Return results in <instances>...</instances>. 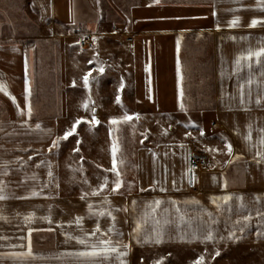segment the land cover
<instances>
[{
  "label": "crops",
  "instance_id": "crops-1",
  "mask_svg": "<svg viewBox=\"0 0 264 264\" xmlns=\"http://www.w3.org/2000/svg\"><path fill=\"white\" fill-rule=\"evenodd\" d=\"M29 2L44 29L105 23L134 36V53L96 47L88 55L87 92L122 96L134 88L152 110L210 115L231 151H203L191 138L141 141L127 155L131 184L95 188V152L82 144L62 150L57 54L27 52L21 82L0 57V264H176L153 251L264 243V56L236 63L264 49V0ZM99 78L112 81L101 86ZM100 108L70 125L80 121L92 127L82 136L95 135V126L108 124ZM194 147L205 158L199 170L191 168ZM101 240L118 251L76 255L93 245L100 252Z\"/></svg>",
  "mask_w": 264,
  "mask_h": 264
},
{
  "label": "rangeland",
  "instance_id": "rangeland-1",
  "mask_svg": "<svg viewBox=\"0 0 264 264\" xmlns=\"http://www.w3.org/2000/svg\"><path fill=\"white\" fill-rule=\"evenodd\" d=\"M29 4V0H0V57L5 58L4 64L11 67L13 74L17 75L16 82H21L22 64H25L24 57L27 52L34 53L36 59L43 51L48 58L51 56L53 58L57 54L58 66L61 69L58 78L60 89L58 104L59 113L63 119V137L66 132L73 129L70 121L76 117L87 118L92 112L89 107L92 108L93 105L102 107L98 110V114L100 118L108 119L107 126H95L94 128L100 131H96L95 135L91 133L89 136L81 134H85L87 130L90 131L92 127L76 126L73 132L76 135L69 136L67 139L63 138L62 142L64 152L78 144H82L84 149L88 148L95 152V156L98 157L96 160L99 162L93 165L95 169L92 185L95 188H103L110 182L116 185L118 178L120 184L122 182L124 186L131 184L134 166L127 155H130L133 147L141 141L142 144H153L162 140L191 138L203 151L213 150V148L228 149L227 137L208 124L210 115L184 113L177 110L172 112L152 110L146 105L149 104L148 95L142 92L135 93L134 88H131L133 92L122 94V96L114 93L96 95L87 92L88 87L85 86L83 77L88 65V55H91L96 47L100 50L107 48L108 52L116 54L134 53L136 52L134 36L128 35L119 25L105 23L97 24L94 30L82 23L74 26L63 23L60 31L44 29L39 27L33 8ZM83 38L91 40L93 47L83 48L80 45V40ZM50 39L65 41L61 40L63 44L56 47L52 43H47ZM105 41H111L114 46H104ZM126 43L128 45L124 47ZM141 48L144 51L145 47ZM106 80L112 81L103 78L95 79L101 86ZM108 89L116 90L115 87H108ZM139 89L142 91L141 87ZM118 104L126 106V110L119 109ZM139 106H142L143 110ZM125 117H132V119H125ZM112 120H116L117 123L113 124ZM107 129H109L108 133ZM114 147L115 154H113ZM114 155L118 172L122 175L126 173V179H123L121 175L118 177L115 172L111 174ZM153 253L161 260L166 259L165 255H170L176 264H196L200 257H203L201 264H264V243L216 244L201 248L157 250Z\"/></svg>",
  "mask_w": 264,
  "mask_h": 264
},
{
  "label": "snow or ice",
  "instance_id": "snow-or-ice-1",
  "mask_svg": "<svg viewBox=\"0 0 264 264\" xmlns=\"http://www.w3.org/2000/svg\"><path fill=\"white\" fill-rule=\"evenodd\" d=\"M156 2L158 3L159 0H156ZM257 23H258V21L253 20L251 22V25L250 26H255ZM230 24H231V26H236L237 21H232V22H230ZM253 56H255L257 58H259L261 56H264V49H261V50H259L257 52H252L251 50H249L248 53H247V56L246 57L242 56V57L238 58L237 61H236V63L239 65L241 59L251 60ZM100 71L103 72V69L101 68ZM91 76H92V72L89 71L83 77V81H84V84H85L86 87L89 85V77H91ZM0 90H2V89H0ZM117 101H119V97H117ZM85 108H87V105H85ZM125 119H132V117H125ZM79 123H80V121H77L76 122V124H79ZM97 123H98V121H97ZM112 123L115 124V123H117V121L116 120H112ZM76 124L73 125V129L71 131H68V132L65 133V135L63 137L64 139H67L69 136L73 135V132L75 131ZM261 142L264 143V141H261ZM56 146H58V144H57L56 141H54L53 142V147H56ZM228 149H229V151H231V146L230 145L228 146ZM49 150L51 151V149H49ZM77 151H78V149H77ZM115 151H116V148L114 147L113 148V154H115ZM121 163H122V161H121ZM111 170L113 172H115L117 174V176L119 175V172H118V169H117V162L115 160V155H114V159H113V167H112ZM119 187H120V182L117 181L116 182V188L114 190L118 189ZM95 194H97V193H94V195ZM0 199H4V197L3 196H0ZM79 219L80 218H78V222H79ZM97 231H99V228H97ZM94 234L95 233H93V235ZM206 239L211 240L212 239L211 234L208 237H206ZM80 243L83 244L84 241L81 240ZM100 244L103 245V248H101V251L100 252H97L95 250L96 246L93 245L92 246L93 247V251H91V252H80V253H76V255H79V256H82V257H92V256L101 255L102 253L103 254H106V253H109V252H117L118 251L115 247H111L110 246L111 245V241L101 240L100 241ZM125 254L126 253H121V255H125ZM202 261H203V257H200L196 261V264H201Z\"/></svg>",
  "mask_w": 264,
  "mask_h": 264
},
{
  "label": "built area",
  "instance_id": "built-area-1",
  "mask_svg": "<svg viewBox=\"0 0 264 264\" xmlns=\"http://www.w3.org/2000/svg\"><path fill=\"white\" fill-rule=\"evenodd\" d=\"M129 39L131 40V38ZM80 45L85 49H89L93 47V42L88 38H83L80 40ZM190 161H191V168L193 170H199L202 168L203 164L205 163V158L202 155V153L197 148L194 147L192 149Z\"/></svg>",
  "mask_w": 264,
  "mask_h": 264
}]
</instances>
